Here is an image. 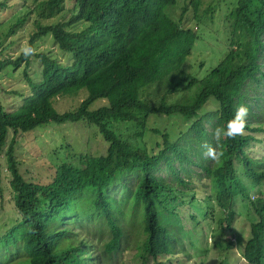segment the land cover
Wrapping results in <instances>:
<instances>
[{"label": "trees", "instance_id": "1", "mask_svg": "<svg viewBox=\"0 0 264 264\" xmlns=\"http://www.w3.org/2000/svg\"><path fill=\"white\" fill-rule=\"evenodd\" d=\"M62 1L38 0L34 8L39 17L46 18L59 12ZM72 1L74 11L67 19L36 22L28 38L31 45L35 38L49 33L57 47L71 55V61L63 63L48 53L36 52L40 79H28L30 94L13 110L4 109L0 103V148L7 130L11 129L4 152L5 169L9 173L13 204L19 212V218L3 234V246L9 251L12 264H94L87 241L73 240L66 234V228H52L49 224L71 210L68 196L86 189L85 195H91L89 204L104 217L110 230L103 249L107 252L115 249L122 230L111 215L118 206L107 197V189L114 183L126 186L125 176L133 174L136 179L130 196L132 205H139L144 233L140 248L143 254L156 260L158 255L172 252L173 236L160 220L159 212L164 207L174 211L171 202L168 207L166 204L176 196V191L154 170L161 160L171 166L172 156L178 161H190V158L181 145L169 139L166 130L151 128L159 133L161 140L156 151H148L121 138L108 123L110 119H126L144 126L151 114H178L191 120L193 135L201 139L206 133L197 112L207 98L212 97L217 103L215 127L226 124L240 104H246L250 111L245 100V82L255 79L264 84V70L258 61L264 40V0H235L224 18L238 40L241 39L201 78L184 73L178 80L174 77L189 54L196 33L190 27L178 25L165 13L175 0ZM199 1L189 0L194 8ZM22 20L23 17L18 18L14 25ZM75 22L82 26L69 29ZM20 61H28L22 52L14 58H0V69ZM150 85L162 89L157 99H153L156 92L147 90ZM80 88L86 93L75 107L62 111L54 108L56 97L75 95ZM173 93L178 97L170 99ZM99 97L105 102L88 108ZM79 119L96 126L107 142L105 151L79 153L78 163H60L45 183L26 180L14 155L15 133L47 120L59 123ZM260 128L259 121L248 118L243 136L220 141L218 149L224 153L221 161L202 165L210 172L214 189L219 187L215 197L224 210L223 216L217 218L221 228L232 220L233 195L238 192L246 195L235 174L234 159L241 163L252 185L264 180V167H256L258 161L245 150L248 140L253 138L249 131ZM175 178L185 182L178 175ZM216 179L220 180L219 184ZM247 199L257 220L249 223L250 235L241 256L248 264H264V196ZM155 263L162 264L160 260Z\"/></svg>", "mask_w": 264, "mask_h": 264}, {"label": "rangeland", "instance_id": "2", "mask_svg": "<svg viewBox=\"0 0 264 264\" xmlns=\"http://www.w3.org/2000/svg\"><path fill=\"white\" fill-rule=\"evenodd\" d=\"M0 5V58H14L21 48L28 44V38L37 22L49 23L65 20L74 11L72 0H63L59 12L49 17H39L35 11L38 0H1ZM235 0H200L194 6L189 0H175L165 9V13L178 25L190 27L196 33L189 54L184 58L178 80L184 73L201 78L216 65L227 50L238 40L227 20L225 13L233 6ZM23 17L19 24L14 22ZM80 22L72 23L69 29H77ZM37 52H45L63 63L71 61V55L59 49L49 33L42 34L31 42ZM258 61L264 70L263 49L259 51ZM28 79H40V61L36 55L28 57L27 63L20 61L17 65L7 64L0 69V103L6 110L15 109L23 97L30 94ZM147 90L156 92L153 99L161 94L162 89L150 85ZM245 100L249 102L251 120L260 122V130H251L253 138L245 145L249 157L256 159V167H264V84L261 80L248 79L244 84ZM80 88L75 95L56 97L54 108L58 111L73 108L85 95ZM171 95V94H170ZM169 95V96H170ZM174 94L170 99L177 98ZM105 102L104 98L93 99L88 108H95ZM217 103L212 97L199 108L197 114L202 119L205 135L197 139L190 129V121L178 114H151L144 126L126 119H110V127L131 144L139 145L148 151H156L160 146V135L151 128L166 130L171 141L181 145L190 161H178L171 157V166L163 160L154 172L175 187L176 196L172 201L174 211L161 209L160 220L167 225L172 236V252L160 254L156 260L162 264H248L241 256L245 240L249 237V223L257 220V214L250 206L249 198L264 196V180L252 185L243 173L242 165L234 159L235 174L246 195L240 192L233 195L234 214L230 224L221 228L217 218L222 217V210L216 201V191L212 184L210 172L202 165L214 162L204 156V145L216 146L212 132L215 127ZM255 124V122L253 123ZM247 132V130L245 131ZM12 134L7 130L4 144L0 148V264H12L13 260L3 244V234L19 218V212L13 204V191L9 185V173L5 162V149ZM107 142L97 128L86 120L63 121L56 123L47 120L27 131L15 133L14 155L19 172L26 180L45 183L53 175L55 168L62 162L78 163L79 153L99 154L105 151ZM219 150V149H218ZM180 176L184 183L176 180ZM135 176L127 174L122 183H114L107 189V197L118 206L111 215L120 226L122 233L118 246L105 251L103 243L109 238L110 230L104 217L89 204L91 195L87 190L68 196L71 210L61 219L50 222L52 228H66L71 239H83L89 243L88 249L94 255V264H156L150 255L143 254L140 241L141 211L136 203L132 205L131 189ZM220 183L219 179H216ZM173 190V189H172ZM173 247V249H172ZM174 250V251H173ZM19 254L17 253V257Z\"/></svg>", "mask_w": 264, "mask_h": 264}, {"label": "clouds", "instance_id": "3", "mask_svg": "<svg viewBox=\"0 0 264 264\" xmlns=\"http://www.w3.org/2000/svg\"><path fill=\"white\" fill-rule=\"evenodd\" d=\"M22 54L28 58L36 54L37 49L31 45H25L21 48ZM249 116V107L246 104H240L236 107L235 113L226 124L217 126L213 132V139L216 141V146L205 144L204 156L215 162L219 163L224 153L219 151L220 141L222 139L234 140L238 136H243L246 131Z\"/></svg>", "mask_w": 264, "mask_h": 264}]
</instances>
